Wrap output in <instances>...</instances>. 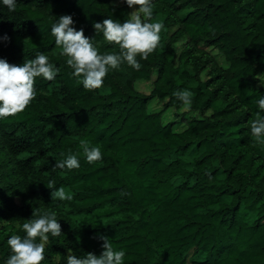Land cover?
I'll list each match as a JSON object with an SVG mask.
<instances>
[{
	"label": "trees",
	"instance_id": "1",
	"mask_svg": "<svg viewBox=\"0 0 264 264\" xmlns=\"http://www.w3.org/2000/svg\"><path fill=\"white\" fill-rule=\"evenodd\" d=\"M153 11L163 23L157 47L90 89L71 74L51 23L70 13L101 52L118 51L93 22L128 19L126 0L0 6V56L22 63L42 50L60 69L37 76L31 102L0 118V261L7 237L47 207L62 233L39 264H66L69 248L99 254L100 234L125 249L123 264H264V141L250 133L264 93V0H153ZM138 81H151L149 92ZM185 87L192 107L176 113L186 126L173 130L162 115L183 108L173 90ZM153 100L162 109L150 110ZM81 138L102 158L86 160ZM69 150L80 167H52ZM61 185L72 199L54 197Z\"/></svg>",
	"mask_w": 264,
	"mask_h": 264
},
{
	"label": "clouds",
	"instance_id": "2",
	"mask_svg": "<svg viewBox=\"0 0 264 264\" xmlns=\"http://www.w3.org/2000/svg\"><path fill=\"white\" fill-rule=\"evenodd\" d=\"M18 0H0V6H6L14 11ZM128 5H138L128 19L121 20L106 15L101 20L93 22L95 30L118 44V51L101 52L93 43L92 37L84 34V29L75 27V21L70 13L55 16L50 26L56 44L61 46L66 63L72 68V75L79 79L85 88H98L104 83V77L110 69L116 68L122 62L133 67H140V57H147L160 41V30L163 23L159 19H151L154 15L153 0H126ZM60 69L49 59L44 51H37L22 63L8 61L0 56V118L14 114L25 108L36 96L34 80L37 76L52 79ZM264 83V81H261ZM173 94L183 102L185 109H190L193 93L190 88H176ZM257 105L256 118L251 120L250 133L258 141H264V93H260L255 101ZM79 144L85 154V159L93 162L102 158L99 144L81 138ZM60 158L54 159L52 167L78 168L79 157L71 150L59 153ZM54 184L49 181L48 186ZM55 198L72 199L73 193L63 185L52 187ZM19 227L23 233L12 232L7 237L9 254L0 264H39L45 257L46 242L50 235L62 233L58 213L54 208H37L35 214L23 220ZM102 240L101 252L87 251L78 255L69 248L66 253V264H123L125 249L116 248L107 235L100 234Z\"/></svg>",
	"mask_w": 264,
	"mask_h": 264
},
{
	"label": "rangeland",
	"instance_id": "3",
	"mask_svg": "<svg viewBox=\"0 0 264 264\" xmlns=\"http://www.w3.org/2000/svg\"><path fill=\"white\" fill-rule=\"evenodd\" d=\"M137 6L138 5H131L130 6V12ZM175 47H177V46L175 45ZM209 51H211V53L214 54V52L212 50H209ZM219 59H221V58H219ZM219 63L223 65L222 62H219ZM136 84H137L136 88L138 90L149 92V90L151 89V81H138ZM148 107L150 110H154V111L160 110V109H162V102L158 101V100H153V101L149 102ZM183 109H184V107L182 109H175L172 107L165 109L163 112V115H162L163 123L172 122L173 123V125H172L173 130H182L186 126V122L183 119H181V120L178 119L181 117L177 116L178 117L177 118V117H175V115L177 112H181ZM194 114H195V112H193V111H186V115L189 117L193 116ZM187 116H185V117H187ZM197 257H198L197 255H193L192 251H190L188 253V259H194ZM55 259H57V258H55Z\"/></svg>",
	"mask_w": 264,
	"mask_h": 264
}]
</instances>
